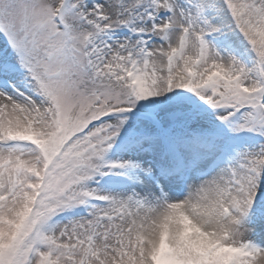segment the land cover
<instances>
[{"label": "snow or ice", "instance_id": "1", "mask_svg": "<svg viewBox=\"0 0 264 264\" xmlns=\"http://www.w3.org/2000/svg\"><path fill=\"white\" fill-rule=\"evenodd\" d=\"M0 264H264V0H0Z\"/></svg>", "mask_w": 264, "mask_h": 264}]
</instances>
